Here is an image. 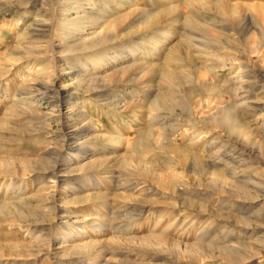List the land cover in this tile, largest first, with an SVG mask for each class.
<instances>
[{
  "label": "rangeland",
  "instance_id": "374dc122",
  "mask_svg": "<svg viewBox=\"0 0 264 264\" xmlns=\"http://www.w3.org/2000/svg\"><path fill=\"white\" fill-rule=\"evenodd\" d=\"M0 264H264V0H0Z\"/></svg>",
  "mask_w": 264,
  "mask_h": 264
},
{
  "label": "bare ground",
  "instance_id": "6f19581e",
  "mask_svg": "<svg viewBox=\"0 0 264 264\" xmlns=\"http://www.w3.org/2000/svg\"><path fill=\"white\" fill-rule=\"evenodd\" d=\"M33 36V35H32ZM34 36H36V35H34ZM74 133V132H73ZM71 136V135H70Z\"/></svg>",
  "mask_w": 264,
  "mask_h": 264
}]
</instances>
